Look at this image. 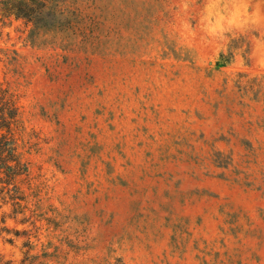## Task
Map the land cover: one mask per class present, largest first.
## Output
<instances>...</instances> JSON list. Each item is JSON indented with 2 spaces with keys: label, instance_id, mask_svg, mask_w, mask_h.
I'll return each mask as SVG.
<instances>
[{
  "label": "rangeland",
  "instance_id": "374dc122",
  "mask_svg": "<svg viewBox=\"0 0 264 264\" xmlns=\"http://www.w3.org/2000/svg\"><path fill=\"white\" fill-rule=\"evenodd\" d=\"M48 8L0 16V264H264V0Z\"/></svg>",
  "mask_w": 264,
  "mask_h": 264
},
{
  "label": "trees",
  "instance_id": "16d2710c",
  "mask_svg": "<svg viewBox=\"0 0 264 264\" xmlns=\"http://www.w3.org/2000/svg\"><path fill=\"white\" fill-rule=\"evenodd\" d=\"M52 0H0V16L24 20L35 31L46 27ZM19 108L15 95L0 83V184H11L26 170L18 150L16 131ZM23 264H34L28 256ZM116 264H122L117 261Z\"/></svg>",
  "mask_w": 264,
  "mask_h": 264
}]
</instances>
